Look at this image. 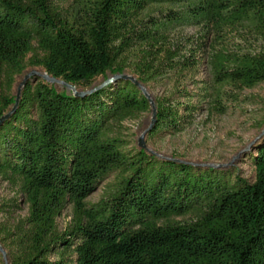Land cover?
<instances>
[{
  "label": "trees",
  "instance_id": "16d2710c",
  "mask_svg": "<svg viewBox=\"0 0 264 264\" xmlns=\"http://www.w3.org/2000/svg\"><path fill=\"white\" fill-rule=\"evenodd\" d=\"M186 27L199 28L203 41L183 53L171 38ZM230 35L251 41L250 49L229 51ZM210 39V83L192 94L181 79ZM29 66L75 88L128 68L143 82L174 78L148 135L177 134L204 104L223 114L231 92L264 82V0H74L66 9L57 0H0V118ZM149 108L130 80L84 97L28 80L0 124V179L27 205V216L5 232L10 264H264V134L250 183L127 149L112 128ZM113 173L108 193L87 205ZM68 206L71 223L59 232Z\"/></svg>",
  "mask_w": 264,
  "mask_h": 264
},
{
  "label": "rangeland",
  "instance_id": "374dc122",
  "mask_svg": "<svg viewBox=\"0 0 264 264\" xmlns=\"http://www.w3.org/2000/svg\"><path fill=\"white\" fill-rule=\"evenodd\" d=\"M74 0H57L63 8H68ZM202 31L197 27H186L176 30L172 34L171 41L185 53L190 42L203 41ZM212 40H206L205 47L200 50L198 65L193 71L183 74L182 87L194 94L200 91V87L210 83L209 59L212 52ZM192 43V42H191ZM251 41H243L236 35H230L227 48L235 51L236 48L248 50ZM216 47V45H214ZM261 46L258 43L256 47ZM30 56V55H29ZM35 70L44 73L42 68L28 67L21 75L15 77L11 90L16 95L18 86L23 77L30 71ZM124 75L132 78L138 89L145 94L150 102L156 106V101L161 97L168 96L175 90L178 81L174 78L158 79L155 81H140L130 68ZM112 75L107 73L106 78ZM105 81L103 77H97L90 87L78 86L77 91H86L99 86ZM56 91L67 92L69 89L60 84L53 85ZM196 103V98H193ZM225 112L223 114L207 113L204 109L195 117L192 125L177 134L156 133L153 136L146 134L144 142L146 152L154 155L159 160L176 158L177 160L200 167H213L216 170L229 173L232 178L241 176L252 183L255 179L252 157L256 147L261 141L264 131V82L251 89L240 92H231L223 102ZM152 119L151 106L149 111L134 119H129L112 128V135L122 138L127 143V149L139 150L138 139L149 128ZM116 173L111 174L100 182L96 189L86 199L87 205L96 204L102 199L115 183ZM27 216V205L20 194L18 187L0 179V264H10L7 243L11 239L6 238V230H12L18 221ZM72 210L68 206L57 218L59 232H64L71 223ZM176 221H187L189 216L174 218ZM5 253V259L3 257ZM74 259V256L71 257ZM52 260H56L52 257Z\"/></svg>",
  "mask_w": 264,
  "mask_h": 264
},
{
  "label": "water",
  "instance_id": "95a60500",
  "mask_svg": "<svg viewBox=\"0 0 264 264\" xmlns=\"http://www.w3.org/2000/svg\"><path fill=\"white\" fill-rule=\"evenodd\" d=\"M31 77L40 78V79L44 80L45 82H47V83H49V84H51V85H55V84L63 85V86H65L67 89H69L70 91H72L76 97H84L85 95H88V94H90V93H92V92H94V91H97L98 89H100V88L106 86L107 84L112 83V82H113L114 80H116V79L130 80V81H132L136 86H138L137 83H136L132 78H130V77L124 75V74H120V75H115V76H113V77H110V78L107 79L105 82H103L99 87H96V88H93V89H91V90L84 91V92H78V91L76 90L75 87H73V86L70 85V84L65 83V82L62 81V80L56 79V78H54V77H51V76H49L47 73H39V72H37V71H35V70H32V71H30L29 73H27V74L23 77V80H22V82L20 83V85L18 86L17 91H16V99H15L14 106H13V108L11 109V111H9L6 115H4V116H2V117L0 118V124H2V122H3L4 120H6L7 118H9L10 115H11V114L15 111V109L17 108V105H18V102H19V98H20L21 89H22V87L25 86V84L28 82V80H29ZM143 95H144V96L146 97V99L149 101V104H150L151 109H152V119H151V124H150L149 128H148V129H147V130H146V131L140 136V138L138 139V147H139L140 149L146 151L147 148H146V145H145V142H144V138H145L146 134H148V133L153 129V127H154V125H155V122H156V106H155L152 102H150V100L148 99V97H147L145 94H143ZM263 134H264V131L262 132V135H263ZM177 161L180 162V160H177ZM3 257H4V259H5V253H4V252H3ZM5 264H8V263L5 262Z\"/></svg>",
  "mask_w": 264,
  "mask_h": 264
}]
</instances>
